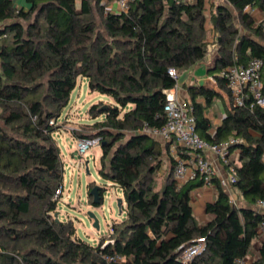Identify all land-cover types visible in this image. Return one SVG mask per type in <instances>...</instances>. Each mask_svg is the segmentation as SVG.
Returning <instances> with one entry per match:
<instances>
[{
  "label": "trees",
  "instance_id": "trees-1",
  "mask_svg": "<svg viewBox=\"0 0 264 264\" xmlns=\"http://www.w3.org/2000/svg\"><path fill=\"white\" fill-rule=\"evenodd\" d=\"M207 2L135 0L128 12L105 13L100 0H27L21 7L0 0V264H236L251 252L264 221V209L256 206L264 200V106L252 97L234 104L211 132L205 111L221 93L208 84L188 89L199 134L215 143L238 140L230 150L239 149L243 160L233 188L245 204L231 202L214 177L217 196L206 206L207 222L197 219L192 205V192L203 180L177 182L169 146L143 132L146 124L167 121L166 90L177 84L169 68L179 74L206 61ZM255 8L264 12V0H227L211 15L219 50L212 70L229 94L220 71L264 59V28L252 16ZM79 77L115 103L93 104V122L72 135L102 137L99 173L122 189L127 206L126 219L113 223L110 236L97 245L76 235L73 219L55 217L62 196L56 191L64 182L55 133ZM165 152L171 168L157 190ZM94 186L88 193L98 206L90 194ZM199 237L206 249L183 261V250ZM104 254L123 260L107 262ZM253 264H264V242Z\"/></svg>",
  "mask_w": 264,
  "mask_h": 264
},
{
  "label": "built area",
  "instance_id": "built-area-1",
  "mask_svg": "<svg viewBox=\"0 0 264 264\" xmlns=\"http://www.w3.org/2000/svg\"><path fill=\"white\" fill-rule=\"evenodd\" d=\"M135 0H100L104 6L105 13L128 12L132 2ZM178 3H188L193 0H175ZM112 5V6H111ZM250 8L248 7L247 10ZM264 28V18L260 20ZM1 25V24H0ZM263 70L264 59L261 57H252L247 63H235L229 65L220 71L221 77L225 78L228 88L231 92L233 103L241 106L246 99L252 97L256 103L264 106L263 93ZM169 74L177 79L178 72L175 67L169 68ZM212 80L214 78H211ZM179 86L166 90L167 100L164 105V115L167 118L165 125L161 127H150L145 125L143 132L153 135L162 142L169 145L172 156L175 159L173 174L174 178L180 184L192 180L202 179L204 185L212 186V179L217 176V171L209 154H213L229 167L227 177H218L221 184L230 193L233 183L237 180L236 166H232L230 150L232 143L238 141L230 139L226 142L215 143L203 138L197 130V117L194 112L193 104L178 96ZM78 153L83 155L94 145H102V137L97 135L93 137L77 138ZM178 147H182L181 153ZM63 194V187L56 191V197ZM231 202L237 200L231 197ZM257 208L264 209V200H259ZM258 239L261 244L264 242V221L258 228ZM113 242L108 239L106 243ZM105 243V244H106ZM206 239L199 237L191 245L185 248L181 254V259L185 262H191L198 254L206 249ZM107 262L123 260L119 254H104ZM255 260L250 253L238 260L236 264H251Z\"/></svg>",
  "mask_w": 264,
  "mask_h": 264
},
{
  "label": "rangeland",
  "instance_id": "rangeland-1",
  "mask_svg": "<svg viewBox=\"0 0 264 264\" xmlns=\"http://www.w3.org/2000/svg\"><path fill=\"white\" fill-rule=\"evenodd\" d=\"M218 3H227V0H208L207 2L209 51L206 63L209 65L214 63L219 51L211 20V15L216 12ZM251 12L258 22L264 18V12L260 13L255 10H251ZM94 13L99 30L105 32L103 16L95 4ZM235 16L238 21V13L235 12ZM200 68L199 75L214 73V71L207 72L206 67L201 66ZM185 81L186 75L184 73L178 76L179 86ZM101 100L105 104L115 103L109 95L97 91L92 92L88 86V79L79 77L72 92L70 103L59 119V123L63 127L55 133L64 161V188L59 200V217L63 221L69 218L73 219L76 226V235L92 245H97L101 239L108 238L112 232L113 223L121 222L127 217L126 202H123L122 208L119 206V199L124 198L122 189L114 185L113 182L101 177L99 173L102 146L99 144L94 145L86 153L80 155L77 150L78 143L72 137L73 129L79 128L81 124L93 122L88 110L93 104ZM164 159L162 168L155 175L157 190H160L164 185L166 175L170 170V158L167 152L164 153ZM92 184L104 188L103 202L99 206H95L90 201L88 186L90 187ZM89 212H93L99 219V229L94 227V221L89 217ZM254 251L256 252V258L259 249H254Z\"/></svg>",
  "mask_w": 264,
  "mask_h": 264
},
{
  "label": "crops",
  "instance_id": "crops-1",
  "mask_svg": "<svg viewBox=\"0 0 264 264\" xmlns=\"http://www.w3.org/2000/svg\"><path fill=\"white\" fill-rule=\"evenodd\" d=\"M14 2L18 7L27 5V0H14ZM251 10H253V11L255 10L256 12L258 11L260 13L263 12L260 8H255V9H251ZM252 16H253V14H252ZM217 57H218V54H217ZM217 57L215 58V61H216ZM207 58L208 57H206V59ZM215 61L212 65H209L208 63H206L207 61H204V62L199 63L198 65H196L192 68L180 71V73H179L180 75L183 73L186 75V81L183 82L182 84H180V86H179L178 81H177V84L179 86L178 96L182 99H187V100L191 99L190 94H189V90H188L189 87L197 86V85H203V84H208L221 93L220 97L215 99L212 102V104L205 111L207 117L209 118V120L211 121V124H212L211 129H210L211 132H214L216 127H218L222 123L224 116L227 114V112L229 110L232 109V107L234 105L231 94H229L227 91L221 89L218 86V84L214 78V74L208 73L206 75H199V71L201 70V68H200L201 66L206 67L207 72H212L213 71L212 69L214 68ZM211 78H214V79L212 80ZM198 100L203 101V97L200 96L198 98ZM72 137L77 141L76 137H74L73 135H72ZM156 139L159 142H161L162 145L166 148V146L168 144L162 142L158 138H156ZM170 153H171V151H170ZM209 157L212 159V161L214 163V166H215L216 171H217V176L218 177H227L229 174V170H230L229 167L227 165H225L224 163H222L218 159V157H216L215 155L209 154ZM230 159H231L230 164L232 166L235 165L236 167H239L240 165L243 164V160L240 157V150L239 149L235 150L232 153ZM170 168H171V166H170ZM160 174H162V173L160 172ZM230 195H231V197L235 198L238 203L245 204V202H246L245 198L243 197L241 192H239L235 188L231 187ZM216 196H217V192H216L214 183L212 186H206V185L198 186L193 190V192H192V205L194 208V213L200 222H207L211 218V216L207 213L206 206L209 202H213L216 199ZM123 202H125V199L123 200ZM260 246H261V242L257 238L254 241L253 247H252L251 252H250V254L253 257H255V255H256V252L254 251V249L258 250V249H260ZM256 258H255V260H256Z\"/></svg>",
  "mask_w": 264,
  "mask_h": 264
},
{
  "label": "water",
  "instance_id": "water-1",
  "mask_svg": "<svg viewBox=\"0 0 264 264\" xmlns=\"http://www.w3.org/2000/svg\"><path fill=\"white\" fill-rule=\"evenodd\" d=\"M103 192H104V188L100 185H95L90 191V194L93 196V202L97 204L98 206L101 205V203L103 202V194H104ZM123 200L124 198L119 199L120 208H122ZM88 215L94 221V227L99 229L100 222H99V219L96 217V215L93 212H89ZM55 217L57 220H59V212L55 213Z\"/></svg>",
  "mask_w": 264,
  "mask_h": 264
}]
</instances>
